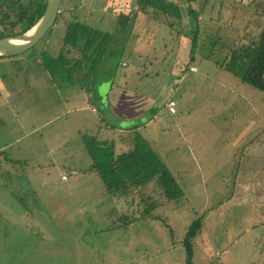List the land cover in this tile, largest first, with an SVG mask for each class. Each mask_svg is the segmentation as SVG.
Wrapping results in <instances>:
<instances>
[{
	"label": "rangeland",
	"instance_id": "obj_1",
	"mask_svg": "<svg viewBox=\"0 0 264 264\" xmlns=\"http://www.w3.org/2000/svg\"><path fill=\"white\" fill-rule=\"evenodd\" d=\"M106 1L76 0L78 9L71 8L86 24L115 34L108 47L112 55L105 51L100 57L92 87L104 98L117 87L110 100L114 105L121 101L126 107L124 115H131L136 107L141 119H152L138 137L141 144L145 138L159 156L180 192L168 199L154 190L137 209L110 216V222L120 224L118 229L100 231L98 226L106 221L101 212L90 210L82 215L76 206L89 192L87 196L79 192L69 196L64 182L46 179H72L77 174H72L71 168L85 169L90 162L76 135L77 129H92L91 123L78 125L86 116L82 107L89 106L85 103L89 81L84 82L73 65L52 70L45 61L44 54L55 58L61 51L62 28L57 20L26 52L0 57V193L9 192L14 198L18 196L16 188L27 189L31 196L36 193L45 204L50 203L48 221L44 222H51L53 234L64 242L73 241L78 232L89 231L95 241L83 248L90 251L97 247L101 253L94 254L95 260L85 259L80 256L81 248L77 253L71 247V252L62 242L52 248L60 254L39 264H186L183 240L196 219L201 226L191 240L190 264H264V93L204 60L212 41L203 35V26L208 36L226 44L242 35H258L264 28V0H202L205 7L199 20L204 18L205 24L197 32L199 51L191 66L196 71L182 76L179 66L171 71L163 68L166 62L162 56L176 41L169 28L136 15L133 23L128 21L118 30L117 18L104 10L105 3L116 14L127 12L131 0ZM80 8L84 10L79 12ZM191 8L199 6L191 3ZM93 10L98 17L87 15ZM187 46L181 41L176 54L183 56ZM152 91L158 95L164 92V102L174 100H170L175 103L174 115L164 107L151 109ZM91 102L118 139L121 132L117 128L123 123L104 104L94 98ZM22 176L33 179L20 182L17 178ZM79 180L84 182V191L85 186H97ZM92 201L90 196L86 203ZM15 221V215H0V264H16L11 240ZM33 231L40 230L33 227Z\"/></svg>",
	"mask_w": 264,
	"mask_h": 264
},
{
	"label": "trees",
	"instance_id": "obj_2",
	"mask_svg": "<svg viewBox=\"0 0 264 264\" xmlns=\"http://www.w3.org/2000/svg\"><path fill=\"white\" fill-rule=\"evenodd\" d=\"M75 1L61 0L60 12L55 21L58 20V25L62 28L61 51L55 58H48L44 54L45 61L50 64L48 66L52 70L58 66V69L62 71L68 65H73L74 69L80 72L84 82L88 80L93 85L100 57L105 51V55L109 57L112 55L108 52V47L115 34L102 31L98 25L86 24L79 19L78 15H73L71 8L78 9L75 7ZM201 2L202 0H131L127 12L119 10L115 14L111 11V6L106 3L104 10L106 9L117 18L116 29L118 30L125 27L128 21L133 23L132 17L136 15L150 17L160 25L169 28L168 32L171 35L175 34L176 41L162 56L164 63L166 62L163 68L167 66V70L171 71V68L177 65L179 74L182 76L183 73L191 71L199 51L197 32L200 25L205 24L204 18L199 20L205 7H202ZM191 3L197 4L199 8L192 9ZM45 5L46 0H0V39L22 34L30 29L42 16ZM80 9L79 12L84 10V8ZM132 12L134 14L130 15ZM68 14L73 17L71 20L67 18ZM87 15L98 17L95 10ZM209 18L212 20L211 16ZM203 35L212 41L211 49L204 56V60L224 68L240 82L264 93V28L256 36L242 35L228 44L208 36L204 26ZM181 41L188 45L187 52L182 53L183 56L176 54ZM184 56L185 60H181ZM174 78L178 77L174 76ZM152 92H150L152 101L149 102L151 109L155 106L160 108L162 95H158L156 91ZM138 136H136L134 149L121 154H116L111 143L101 142L91 136H83L84 149L92 162L91 170L99 176L105 189L109 191L127 195L137 191L143 197V191L150 186L148 188H152V192L158 190L168 199L176 198L180 188L173 176L144 139L141 144ZM200 226V221L196 219L183 240L186 264L191 262V240L200 230Z\"/></svg>",
	"mask_w": 264,
	"mask_h": 264
},
{
	"label": "crops",
	"instance_id": "obj_3",
	"mask_svg": "<svg viewBox=\"0 0 264 264\" xmlns=\"http://www.w3.org/2000/svg\"><path fill=\"white\" fill-rule=\"evenodd\" d=\"M177 67L178 66L176 65L174 68L177 69ZM114 88L116 91L118 90L117 87H113L109 97L107 96L106 98H104L100 96L98 93L96 94L95 88H93L91 83H89L88 89L86 91L89 90L90 94L87 95L88 98L85 102L86 104L89 103V106L87 105L85 107V110H83L84 107H82L81 112H84L86 116L81 117V121L78 123V125L82 124L83 127H86V124L91 123L92 129H87V127L84 129L81 128L77 129L76 135L80 138L81 144H83V140H82L83 136H91L101 142L111 143L114 147L116 154H121L132 151L134 149L135 145H133V143L135 144L136 136L140 135L139 131L144 129V127L148 125L152 121V119H149L148 121L141 119L143 118L140 117V115L142 114L141 110L136 109V107L132 109V111L134 112H131V115L128 116L124 115L125 112L122 111H124L126 107L124 105L123 106L121 105V101L117 102L116 100L114 105L113 102L110 100L111 95L114 92ZM161 94H162L161 107L166 108L167 113L169 115H174L175 113L172 114L168 111L167 103H166L167 100L164 102V92H162ZM92 98H94V101L97 102L98 104L100 105L104 104V106L107 107V109L110 110L112 114H114L113 116L118 120H120L121 123H123L122 127L120 126L117 128L118 131L121 132L118 135L119 136L118 139L117 137L113 138V136L111 135L112 134L111 131L113 127L110 126V123H108L104 119V117L98 115V110L92 105L93 103L91 102ZM131 99H133V97ZM170 100L173 99L170 98L168 101ZM88 110L91 112L90 113L86 112ZM136 110H138L137 113ZM92 116L94 118H92ZM104 131L105 134L103 135ZM143 139L145 140V138ZM123 144H127V145L123 146ZM118 145L121 148L119 150H118ZM83 148H84V144H83ZM91 163L92 162L90 160V162L87 164V167L85 169H78L75 166L73 167L74 170L71 168L72 174H77L75 175L76 178L75 176L72 179L69 178L68 176H61L60 178L55 177V178H46V179L47 180L56 179L61 182H64L65 189L68 192L67 194L69 196L73 192H79L80 195L87 196L88 195L87 193L89 192L90 196L93 199L91 205L90 203L88 204L86 203V200H90V196H89L86 200L84 201L80 200L79 202L76 203L77 209L82 212V215H86L87 213L90 212V210H92L91 212H93L94 214H96L95 211H100L101 212L100 216H103L104 220L106 219L105 221L106 226L105 223L104 225L98 226L99 230L115 231L116 229L119 228L120 224L116 226L115 222H110L111 218H114L113 216L115 215L119 216L121 213L125 214V212L128 211L129 209L132 210L137 209L138 206L141 205L142 202H144L143 200L144 196H146V198L149 197V195L152 192L151 191L152 188H148L150 186L146 187L147 189L145 188L146 190L143 191L144 194L143 197L137 191H134V193L127 195V194H121V193H116L114 191L106 190L99 176L93 170H91ZM91 173L94 174L92 177L90 178L84 177V175L86 174L90 175ZM17 179H20V182H25V181L30 182L28 179H33V178H26L22 176ZM79 179H84L87 185L90 182H96L97 186L96 188H94V186H89V185H88L89 187L85 186L86 190L84 191V186H83L84 182H82ZM16 191L18 193L17 198L12 197V194L9 192L0 193V215H6V216L15 215L17 220L15 221L16 224L15 232L14 230L11 231V240L13 243V246L12 245L11 246L15 248L16 264H39L41 260L43 262V259L49 260L52 254H54V256L60 254L61 252L59 251V249L53 250L52 248H58L59 247L58 245L63 242L62 238L52 233L54 227L53 225L50 224L51 222L48 223L44 222V219L48 221L46 217L49 216L50 214V207H49L50 203L45 204L43 200H41V198L37 196L36 193L34 194L32 193L33 196H31L27 191V189L16 188ZM32 198L33 199L38 198L39 200L34 202ZM138 198L139 201H137ZM119 203L122 204L124 203L125 205L126 204L127 205L126 207H123V209H120L119 207H117ZM74 210L77 212L76 209ZM71 213L72 215L74 214V212ZM36 218L39 219L40 222H36L35 221ZM6 220L8 221V219ZM33 227L39 229L41 232L33 231ZM42 231L47 232V234L43 235L44 232ZM78 233L79 236H75L73 241L72 240L70 241L69 239L65 238L67 240H65L62 243L63 246L67 248L74 247L77 253H78L77 248H81L80 256H83V258L85 259L95 260L96 258L94 254L99 255L101 253V250L97 249V247H95L90 251L85 249L89 246L90 243L92 245V239L95 241V239L93 238L94 233L92 235L91 232L89 231L88 233L87 231L84 232L81 231ZM55 241H59V242L56 244ZM86 251L88 253L87 256L84 255ZM71 252H73L72 248H71Z\"/></svg>",
	"mask_w": 264,
	"mask_h": 264
},
{
	"label": "water",
	"instance_id": "obj_4",
	"mask_svg": "<svg viewBox=\"0 0 264 264\" xmlns=\"http://www.w3.org/2000/svg\"><path fill=\"white\" fill-rule=\"evenodd\" d=\"M61 0H46L40 19L26 32L0 39V57L20 55L32 48L55 24Z\"/></svg>",
	"mask_w": 264,
	"mask_h": 264
},
{
	"label": "built area",
	"instance_id": "obj_5",
	"mask_svg": "<svg viewBox=\"0 0 264 264\" xmlns=\"http://www.w3.org/2000/svg\"><path fill=\"white\" fill-rule=\"evenodd\" d=\"M192 72H195L196 71V68L195 67H192L190 69ZM167 108H168V111L170 113H175V103L174 102H169L168 105H167Z\"/></svg>",
	"mask_w": 264,
	"mask_h": 264
}]
</instances>
